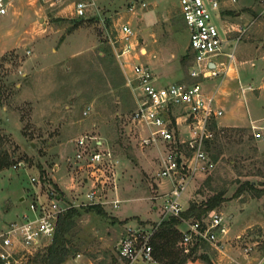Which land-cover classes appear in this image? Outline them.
I'll list each match as a JSON object with an SVG mask.
<instances>
[{
  "label": "rangeland",
  "instance_id": "374dc122",
  "mask_svg": "<svg viewBox=\"0 0 264 264\" xmlns=\"http://www.w3.org/2000/svg\"><path fill=\"white\" fill-rule=\"evenodd\" d=\"M71 1L1 0L5 12L0 14V134L2 148L12 163L0 171V216L6 209L7 220L15 219L16 213L30 212L29 202L51 189L66 208L61 214L72 207L79 212L68 234L76 250L61 264H111L113 259L122 264L116 247L125 230H148L159 222L164 193L171 188L169 179L157 176L158 148L142 146V128L128 119L135 107L129 81L132 65L147 61L161 84L186 79L192 63L188 31L178 11V0H147V6L137 11L139 16L127 10L129 0H95L96 6L83 17L72 13ZM219 1L225 19L249 23L248 30L264 19V0ZM251 7H255L253 13H246ZM243 10V17L236 18V11ZM123 23L130 25L138 40L143 37L139 46L145 47V54L136 48L130 54L117 55L122 43L115 39ZM215 23L222 25L219 19ZM246 32L225 45L234 59L224 79L256 86L257 78L247 73L253 70L255 60L243 62L234 71L235 59L248 49ZM135 53L141 56L133 58ZM219 82V78H210L203 83L215 98L219 96ZM247 92L249 95L251 91ZM247 112L250 118L254 116L249 102L238 107V117L244 122L249 119ZM230 114L225 107L224 115ZM211 131L206 150L214 166L188 181L180 197L182 212L187 203L203 204L223 192L225 200L214 209L223 213L227 227L224 237L241 253H248L253 246H264V228L255 224L243 231L245 215L251 211L259 218L264 214V203L256 208L254 200L242 212V201L237 197H256L246 181L264 191V145H259L251 130L215 127ZM261 131L258 139L264 141ZM84 134L105 141L118 160L115 188H110L109 173L104 168L97 170L73 159L75 139ZM100 175L105 180L98 188L105 190L106 202L99 205L105 215L88 207L97 203L95 200L85 199L92 180ZM114 199L119 201L117 207L110 203ZM230 214L234 216L229 218ZM179 218V231L196 220ZM51 240L21 258L22 264H46L39 260L33 263L30 258ZM196 245L186 263L212 264L215 246L205 240ZM192 246H186L188 252ZM177 248L186 253L184 246Z\"/></svg>",
  "mask_w": 264,
  "mask_h": 264
},
{
  "label": "built area",
  "instance_id": "2783aa9c",
  "mask_svg": "<svg viewBox=\"0 0 264 264\" xmlns=\"http://www.w3.org/2000/svg\"><path fill=\"white\" fill-rule=\"evenodd\" d=\"M70 5L75 16L83 17L90 7L96 6V2L72 0ZM146 6V0H129L127 10L139 16L137 11ZM222 9L219 0H178V11L188 31L187 47L192 55L186 79L161 84L147 63L132 65L129 81L135 107L128 119L142 128L144 135L139 141L142 146L158 148L157 176L169 179L171 188L164 193V208L159 222L148 230H125L116 247L122 264L155 262L150 242L154 232L165 217H179L183 210L181 194L194 174L206 172L214 166L206 145L212 137L211 130L219 127L216 119L222 111L215 103V94L206 91L203 83L210 78L224 79L234 59L231 52L225 51V45L229 39L239 40L250 25L228 21ZM4 12L0 0V14ZM215 19L221 21L220 27ZM118 33L115 41L122 43L118 56L126 52L130 54L136 48L140 54H145L143 47L139 46L141 41L128 23L121 24ZM74 146L75 162L97 170L104 168L109 173L110 188H115L118 160L105 141L84 134L75 139ZM104 180L102 175L92 180V188L85 194L88 202H106L103 199L105 190L100 189ZM43 194L29 202L30 212H21L15 219L0 223V260L4 264H22L21 258L40 249L45 240L52 239L57 219L66 208L58 203L60 198L53 195L51 189ZM110 203L117 207L119 201L114 199ZM223 221L221 211L209 210L202 220L190 222L180 231L177 245L184 246L186 253V246L200 240L217 247L227 231Z\"/></svg>",
  "mask_w": 264,
  "mask_h": 264
},
{
  "label": "crops",
  "instance_id": "0c3cea01",
  "mask_svg": "<svg viewBox=\"0 0 264 264\" xmlns=\"http://www.w3.org/2000/svg\"><path fill=\"white\" fill-rule=\"evenodd\" d=\"M147 1V0H146ZM222 5V4H221ZM223 7V5H222ZM250 7V6H249ZM244 9V8H243ZM247 10L236 11V18L243 17L244 11L247 13H253L255 7L246 8ZM247 33V32H246ZM244 38V37H243ZM141 40L144 43L143 37H139V41ZM245 48L247 50L243 51L238 58L235 59L234 71L237 72L238 66L247 60H255L256 63H251L252 71H247V73L254 75L256 79V86H252L251 84L242 85L240 80L238 79V85L233 83L231 79H224L219 82L218 92L219 96H216L215 103L218 108L221 109L222 113L217 117L216 123L219 127H238L243 130H251L253 135L256 137V141L259 145H264V141H260L258 138L261 136V130H264V19H260L258 22L248 30V33L245 36ZM145 50V47H143ZM146 52V51H145ZM141 56L139 53H135L133 58H137ZM143 56V55H142ZM147 62V61H146ZM145 62V63H146ZM234 64V62H233ZM180 80V79H178ZM159 81V79H158ZM176 81V80H175ZM210 86H212L210 84ZM208 91V90H207ZM210 91V90H209ZM247 91L250 94L248 95ZM217 92V91H216ZM246 102L250 103L251 111L253 112L252 118L249 117L248 121L242 119V116L238 117V107L240 105H246ZM225 107L229 108L231 114L228 116L224 115ZM235 113V114H233ZM242 201L240 210L245 212L249 205L255 200L256 208L261 203H264V195L253 198H245L242 199L241 195L237 197ZM19 200H23L20 197ZM189 203L185 205L184 208H187ZM262 212L264 213V205L261 207ZM8 209H6V213ZM259 212V211H257ZM5 214L0 216V223L7 222L11 219H6ZM250 213V215H249ZM260 213V212H259ZM19 213H16L14 216H17ZM244 214V213H243ZM245 215L246 223L243 231L249 228L251 225L257 224L259 227L264 228V214L260 215L259 218H255L256 215L252 214L251 211H248ZM234 214H230L228 217L232 218ZM248 220H252V224L248 222ZM264 231V230H263ZM212 258H210L212 264H264V246H253L252 250L248 253H241L239 247L236 245L230 244L229 240L222 238V241L219 247H215L212 250ZM136 264H161L155 260L153 263H136ZM185 264H198L197 262H188Z\"/></svg>",
  "mask_w": 264,
  "mask_h": 264
},
{
  "label": "trees",
  "instance_id": "16d2710c",
  "mask_svg": "<svg viewBox=\"0 0 264 264\" xmlns=\"http://www.w3.org/2000/svg\"><path fill=\"white\" fill-rule=\"evenodd\" d=\"M2 143L3 138L0 134V171L8 168L12 163L6 150L2 148ZM245 185L256 191L254 196L259 197L264 195V191L255 188L252 181H246ZM224 200V193L219 192L207 198L203 204H197L196 202L189 203L186 210L181 212L180 215L184 218L195 217L196 220H201L203 215H206L209 210L218 207ZM88 207L101 215H105V212L99 204H91ZM78 213V209L72 207L64 214L59 215L52 240L49 244L44 246L41 252H37L30 258L33 263L39 260L46 264H61L71 253L75 252L76 249L70 245L68 234L75 225L74 217ZM180 220L181 219L177 216H170L167 220L161 222L151 238L152 255L154 259L161 264H185L194 249L198 248V246L194 244L189 252L185 254L180 252L177 248V242L181 237V233L177 228L178 224L181 222ZM203 258L206 257L203 256ZM206 261L210 263L207 258ZM0 264L4 263L0 260ZM111 264L120 263H118L116 259H113Z\"/></svg>",
  "mask_w": 264,
  "mask_h": 264
}]
</instances>
